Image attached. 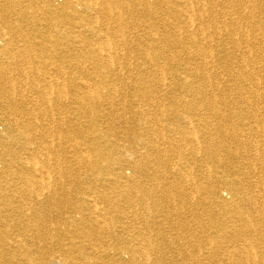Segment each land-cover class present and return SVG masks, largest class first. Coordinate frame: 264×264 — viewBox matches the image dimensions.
I'll use <instances>...</instances> for the list:
<instances>
[{"label":"bare ground","instance_id":"obj_1","mask_svg":"<svg viewBox=\"0 0 264 264\" xmlns=\"http://www.w3.org/2000/svg\"><path fill=\"white\" fill-rule=\"evenodd\" d=\"M39 28L48 31L43 32L48 53L43 47L36 51L30 40ZM81 29L97 36L92 40ZM4 40L0 55L19 59L12 68L19 76L38 73L47 57L65 60L57 70L67 73L70 87L63 92L75 100L78 116L53 130L37 121V106L13 116L17 128L1 141L0 159H7L6 175L24 184L18 201L0 185V208H14L28 220L11 222L0 213V264H88L92 256L77 244L20 243L8 236L15 228L32 240L47 234L46 207L35 205L40 194L35 159L41 152L48 156L55 140L63 146L73 137L77 165L91 164L90 176L99 182L88 201L97 214L86 216L82 201L71 206L67 234L99 239L103 232L115 238L108 219L116 217L121 226L125 214L131 220L126 229L137 233L123 236L113 253L128 256L131 264H165L171 245L159 238L166 227L185 229L184 213L207 205L193 212L189 241L174 246L177 253H199L189 264H264V0H0V43ZM19 40L25 45L14 51ZM32 56L37 61L29 63ZM113 57L149 66L134 74L127 67L128 75L114 83ZM87 61L92 65L83 69ZM8 73L0 61V81ZM22 87L0 84V102L13 95L4 106L10 113L18 109ZM45 107L51 111L50 101ZM117 133L130 144L115 155L123 145ZM101 139L106 153L100 151ZM28 198L34 199L32 207L22 210Z\"/></svg>","mask_w":264,"mask_h":264},{"label":"rangeland","instance_id":"obj_2","mask_svg":"<svg viewBox=\"0 0 264 264\" xmlns=\"http://www.w3.org/2000/svg\"><path fill=\"white\" fill-rule=\"evenodd\" d=\"M55 1L62 3L64 0H55ZM131 17H128L126 19V21H128L127 25H130V22L132 20ZM135 19H137V17L133 18L134 21H135ZM125 29H126V30H124L125 33L128 34L127 28H125ZM38 30H40V31H36V32H38V36L36 38H34V40H33V34H31L30 40H32L31 41L32 43L35 42L34 49L36 51H39L38 49L43 47L41 49H46V50H43V52L48 53L49 52L48 49L50 48V44H49V40H46L44 37V35L48 31L45 28H42V29L39 28ZM103 31H105V30H103ZM43 32L45 33L44 35H43ZM81 33L82 34L85 33V35L90 37V39H92V40L94 39V36H97L94 34V32H92L90 30L81 29ZM40 40H42L43 42L46 41L47 44L44 43L45 46L38 44V42ZM4 43H5V40L0 43L1 49L4 48V47H2L4 45ZM24 45L25 44L19 40L18 44L16 46H14V48H15L14 51L15 50L16 51L21 50ZM59 48L61 50H64L65 45L62 43L59 46ZM11 58L12 57H10V55H8V56L0 55V61L5 62L8 65V71H9L8 77H6L2 81H0V84L3 85V87H5V86H11L13 84L19 83V85H21L23 87L21 88V90L19 91V93L16 96V98H17L16 102L18 104V107H17L18 109L16 110V112L10 113L9 108H7V109L4 108V106L8 100L7 98L9 96H13V95L8 94L6 97L1 98L2 102H0V148H1V141L6 137V135L9 133V131L13 128L16 130V128H17L16 117H13V116L14 115L20 116L22 113H24L26 107L37 106L38 107V109H37L38 111L36 113L38 116L37 121L41 125L43 124L42 126H46L48 124L49 128H51V130H53L52 127H54L55 129L60 128V123L62 121H63L62 123H64V124H67V123L69 124L70 121H72V120L75 121L76 117L78 116V111L76 110L77 107L74 103L75 100L72 99L71 97H69V94H66L63 92L65 89H66V91H68L69 87H70L69 83H68L67 73L64 75L63 72H61V71L58 72V70H57L59 64L65 65V62H64L65 60H59L56 58L52 59L50 57H47L46 61L44 62L43 67H41V69L38 73H36L37 71H32V72H29L28 75L23 73L21 76H19L18 72L16 70L12 69L14 64L17 63L19 61V59L17 58V59L12 61ZM30 61L31 62H29V63L36 62L37 59L32 56ZM112 63H113L112 64L113 68L115 69V71H114L115 78L113 80H111V82H114V83L122 81V79H117L118 76L119 77L120 76L125 77L128 75L127 67H129L131 69H135L132 73V74H134V72L139 71L140 68H142V69L144 68L143 70H145V68L149 66L148 63H146L144 65L143 62H139L135 58H133V59L131 58L128 61H126L120 57H113ZM67 65L68 64H66V66ZM91 65L92 64H89V62L87 61L86 64L83 66V69L84 68L89 69L91 67ZM138 68H139V70H138ZM125 72H126V74H124ZM87 76H89V73L83 71V77H87ZM34 78L36 80H34ZM62 81H64V82H62ZM91 82H93V81H91ZM63 88H64V90H63ZM22 96H25L26 99L22 100ZM58 96H60V98H58ZM49 101L52 104V107H51L52 112L51 111L45 112L43 110H46L45 106L48 105ZM51 117H53V118H51ZM90 118H92V117H88L85 119L88 120L87 122H89ZM58 121H60V122L57 123ZM100 127L102 128V125H100ZM46 128H47V126H46ZM116 137L119 139L120 143L123 142L122 143L123 145L117 146V148L113 152L115 155H116V153H120V151L122 150V148H124V146H126V145L129 146V144H130V142L125 141V140H127V138H125V136L122 133H117ZM49 138H51L50 135L47 138V144L50 146L51 143L49 141L50 140ZM72 139H73V141H76V139L78 140V138H74V137ZM73 141H70V142L67 141L63 146H61L58 144V141L55 140L54 144H52V152L48 156L43 155L44 153L41 152V153L37 154V157L35 159V161L37 162V169L39 172L38 174L36 172L35 176L40 179L38 184L36 185L38 187V189L40 190L39 191L40 194H39V198H37V201H36L37 204H35V205H38L42 209H45V207H46V209L43 210V211H45V215L42 219V224L44 225V227H46L45 229H47V232H46L47 234L40 241L36 238H34L32 240V239L22 235L23 233L15 228L13 231L10 232L12 234L8 235L9 239L10 240L13 239L14 241L16 240L17 242H20V243L28 242L30 244H40L39 242H41V244H50V241L54 240L53 241L54 242L53 244H55L54 246H57L59 244H63L66 242L68 244L74 243V244H77L78 246H80L79 248L82 247L83 251L85 250L86 253H88L90 256H92V257L87 256L88 259H86V260L88 261V264H93V263H97V264H131V262H127L128 256L123 254V257L120 258L119 255L113 253L114 245L122 244L123 236H125L127 238H132V236L135 235V233H137L136 229L133 227L126 229V226L130 225L131 220L123 218V216H125V214L121 218L122 222H120L122 224L121 226H123V227L119 226V222L117 221L116 217L108 219V222H109L108 225L111 226L113 228V231L118 234V236L115 238H113V236L110 237L108 234L103 233V232L101 234H99L101 236L99 239H97L96 236H95L96 238H94V237H92V238L91 237H83V238L75 237L74 234H72V233L67 234V232H66L67 226H68L67 217L69 216V213L73 212V208H71V206H76L79 203H81V201H82L83 202L82 203L83 204V210H85L86 216L87 215H89V216L94 215L95 216L97 214L96 212H92L90 210L91 206L88 205V204H90L88 201H89V198L91 199V198H94V196H95V193L92 191L93 189L90 190L91 186L93 184H96L99 181L96 179V177L90 176V174L92 173V170H94V168L91 164H89L87 162L85 164L86 166H82L83 164H81L80 166L77 165L76 162H77L78 158H75V156L72 153L73 152V146H75ZM100 142H101L100 151L102 153H106L107 152V150H106L107 144H105L102 139L100 140ZM134 145L137 146L138 143H135ZM46 148H47V146H46ZM35 151H41V150L36 149ZM43 151H45V150L43 149ZM6 160H7L6 157H4V159H0V185H2L3 187L5 186L7 189H9L8 190L9 192L7 191L8 193H5L6 196H9L14 201H18L19 196L21 195L20 191H21V188H22L24 182L22 179L12 178V177H10V175H6V173H5V166H6L5 163L7 162ZM63 164H65V166L67 168H68V164H70V167L67 170V172L64 170L62 171V169H61V171H59L58 167H61ZM77 166H78V168H77ZM199 167H200V165H199ZM56 168H57V170H56ZM203 169H204L203 167H200V170H203ZM122 170L128 175L131 172L126 166H122ZM68 171H69V174H68ZM7 174H9V173H7ZM75 178H77V179H75ZM41 181H42V183H41ZM39 184L41 186H42V184H43V186H44V184L45 185L49 184V186L52 188V190H55L54 193L51 194V193H49V191L46 192L47 190L41 189V186L39 187ZM43 186H42V188H43ZM41 193H43V194L41 195ZM224 194H225L224 196H228L226 194V192H224ZM33 201H34L33 198L32 199L28 198L26 201L27 204L24 205L22 210H24V209L27 210L28 208H31L32 206H30V204L32 205ZM63 201H65V202H63ZM90 205H92V204H90ZM204 206L208 207L207 205H203V207H200L199 210H193V211H189L187 213H184V216H185L184 219L187 221L185 229H179V228L174 227V226H170V227L167 226L166 227L167 229L159 238V241H161L162 244H165V242H166L167 244L170 243V245H171L169 248L165 249V250H167L165 253V256H166V258H165L166 263L165 264H168L169 262H170L169 264H189L191 258H194L195 256L197 257L199 255V253H194V256H190V257L189 256L188 257L187 256L186 257L181 256L180 254L177 253L178 250L174 246H177V244L185 245L187 243V241H189L188 230L194 227V224H192V220H191L192 214H193V212L203 210L205 208ZM178 207H180V206H178ZM0 213L2 215L1 218H7V219L9 218V220H11V222H14V221L19 222L23 219L26 221V218L28 220L27 215H24L22 217L21 215L18 214V211H15L14 208L13 209H7L4 207L2 208V206H1ZM29 218H31V217L29 216ZM76 218L79 219L80 215L77 214ZM99 219H100V217H99ZM124 220H126V221L123 222ZM49 236H50V238H53V239H50ZM127 241H128V239H127ZM115 242L117 244H115ZM171 242H173L174 244L173 243L171 244ZM105 249H107V250H105ZM98 255H102V258H100L101 260L96 259V256H98ZM59 257H57V259H59ZM112 258H115V259H112ZM106 260L108 262H104ZM99 261H102V262H99ZM198 264H208V261L202 260Z\"/></svg>","mask_w":264,"mask_h":264}]
</instances>
